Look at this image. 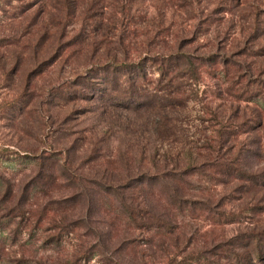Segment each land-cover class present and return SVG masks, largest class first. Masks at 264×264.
I'll return each instance as SVG.
<instances>
[{
    "label": "trees",
    "instance_id": "1",
    "mask_svg": "<svg viewBox=\"0 0 264 264\" xmlns=\"http://www.w3.org/2000/svg\"><path fill=\"white\" fill-rule=\"evenodd\" d=\"M11 1L0 0V11ZM107 1L16 0L20 3L17 10L23 15L35 6H40L44 15L55 14V19L45 20L31 34L34 40L52 30L54 34L48 36L52 48L59 47L58 36L73 16L71 9H75L74 14L81 9L77 16L81 29L76 37L84 33L80 50L90 53L85 64L88 71L73 84L90 94L77 96L57 87L54 96L40 102L44 113L40 112L38 120L43 130H49L54 122L48 113L52 105H59L51 99L56 96L66 106L70 98L79 97L90 105L80 114L89 116L90 124L69 147L48 146L25 153L33 163L26 182L15 184L0 175V239L16 242L25 231L29 239L40 232L42 245L58 246L66 238L77 237L73 238L76 242L70 254L55 257L57 264H90L94 259L100 264H127L128 260L129 264H157V254L171 249L177 252L187 244L186 237L181 240L179 217L183 213H202L211 217L215 226L232 223L234 215L227 216L222 208L226 194L215 202L209 194L190 196L192 177L207 179L214 186L230 187L236 182V189L245 193L248 187L264 188V170L247 171L243 165L249 154H259L245 150L237 140L238 132L225 133L214 118L202 120L219 126L214 139L207 138L201 145L184 142L183 114L188 102L195 101L201 72L223 73L228 91L236 89L238 97H244L249 91L242 82L241 62L229 63L224 58L215 61L211 56L182 52L181 47L169 48L170 40L164 38L166 30L155 21L150 24L155 30L142 44L132 34L116 35L113 21L108 27L96 20L91 22ZM110 1L114 16L138 3L163 5L172 0ZM14 44L23 45L19 41ZM250 94L254 97L258 92ZM203 110L210 111L206 106ZM56 124L68 137L77 134L65 128V120L58 119ZM229 138L234 141V151L226 148ZM79 139L86 143V150L75 164L71 155ZM2 154L9 156L10 152ZM96 224L102 231L93 229ZM82 229L85 235H91L92 242L81 241L83 236L77 231ZM229 245L244 252L224 250L222 257L215 258L226 263L209 264H264V229ZM124 255L129 259L125 261ZM189 260L193 259L173 260L171 264Z\"/></svg>",
    "mask_w": 264,
    "mask_h": 264
},
{
    "label": "rangeland",
    "instance_id": "2",
    "mask_svg": "<svg viewBox=\"0 0 264 264\" xmlns=\"http://www.w3.org/2000/svg\"><path fill=\"white\" fill-rule=\"evenodd\" d=\"M110 2H105L91 22L96 20L107 27L114 23L116 35L126 37L132 34L140 44L155 30L150 24L159 22L160 28L166 30L164 38L170 40L169 48L181 47L182 52H192L194 56L203 58L211 56L215 61L224 58L229 63L241 62L242 82L249 91L244 97H238L236 89L228 91L223 73L201 72L195 101L188 102L183 114L184 142L188 146L191 142L201 145V141L207 138L214 139L219 126L212 127L209 122L202 121L214 118L225 133L238 132L237 140L244 144L245 150L259 154V157L249 154L251 157L244 160L245 164L243 161L245 170H264V0H172L163 5L146 1L129 6L124 14L115 12L114 16ZM19 5L12 0L0 11V175L15 184L26 182L32 174L33 163L25 158V153L36 149L42 151L48 146L56 149L69 147L90 124L87 120H91L89 116L80 115L90 107L87 101L79 97L70 98L65 106V101L55 96L51 100L59 105H52L48 113L54 125L43 130L38 123L40 112L44 113L40 102H45L48 95L54 96L57 87H65V91L69 94L76 92L77 96L82 92L90 94L73 85L88 71L85 64L90 55L80 50L84 33L76 37L81 29L77 17L81 9L75 14V9H71L73 16L65 23L61 34L63 39L58 36L59 47L52 48L48 38L54 34L52 30L34 40L31 34L45 20L55 19V14L51 13V17L44 15L41 7L35 6L23 15L17 10ZM18 41L22 47L14 44ZM93 60L97 61L96 58ZM254 90L258 92L257 96L249 97L250 91ZM203 106L210 111L204 112ZM58 119L65 120V128L77 134L66 136V131L56 124ZM233 144L229 138L226 148L234 151ZM5 150L10 152L9 156L2 154ZM75 150L71 156L77 164L84 156L86 143L79 139ZM190 181V196L202 198L209 194L215 202L226 194L222 208L227 216L234 215L233 222L220 227L202 213L192 216L183 213V217H179L183 226L181 240L186 237L184 242L187 244L181 245L177 252L171 249L166 253H156L155 263L171 264L173 260L180 262L189 258L193 260L184 264L226 263L215 257H222L224 250L242 254L244 251L229 244L252 231L264 229V188L248 187L249 191L245 193L236 189V182L227 187L221 184L214 186L201 177H192ZM97 226L94 225L93 229L102 231ZM77 233L83 236L81 241L92 239L90 234L85 235L84 229ZM74 237L64 239L58 246L42 245L44 237L40 232L29 239L28 231H25L16 242L11 238L4 242L0 239V264H57L55 257L71 253L76 242ZM124 258L126 261L129 256L124 255ZM90 264L100 263L94 259Z\"/></svg>",
    "mask_w": 264,
    "mask_h": 264
}]
</instances>
